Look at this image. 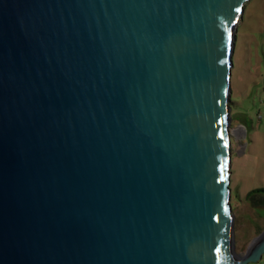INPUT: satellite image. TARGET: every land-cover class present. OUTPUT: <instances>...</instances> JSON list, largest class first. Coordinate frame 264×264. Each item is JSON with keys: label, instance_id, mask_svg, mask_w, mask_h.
<instances>
[{"label": "water", "instance_id": "95a60500", "mask_svg": "<svg viewBox=\"0 0 264 264\" xmlns=\"http://www.w3.org/2000/svg\"><path fill=\"white\" fill-rule=\"evenodd\" d=\"M247 1L0 0V264L262 258L230 246Z\"/></svg>", "mask_w": 264, "mask_h": 264}, {"label": "rangeland", "instance_id": "374dc122", "mask_svg": "<svg viewBox=\"0 0 264 264\" xmlns=\"http://www.w3.org/2000/svg\"><path fill=\"white\" fill-rule=\"evenodd\" d=\"M234 35L230 246L243 258L264 245V0L245 3Z\"/></svg>", "mask_w": 264, "mask_h": 264}, {"label": "bare ground", "instance_id": "6f19581e", "mask_svg": "<svg viewBox=\"0 0 264 264\" xmlns=\"http://www.w3.org/2000/svg\"><path fill=\"white\" fill-rule=\"evenodd\" d=\"M231 253H232L234 256H236V255L232 252V250H231Z\"/></svg>", "mask_w": 264, "mask_h": 264}, {"label": "trees", "instance_id": "16d2710c", "mask_svg": "<svg viewBox=\"0 0 264 264\" xmlns=\"http://www.w3.org/2000/svg\"><path fill=\"white\" fill-rule=\"evenodd\" d=\"M231 103H232V99L230 100V105H231Z\"/></svg>", "mask_w": 264, "mask_h": 264}, {"label": "snow or ice", "instance_id": "6c2138e0", "mask_svg": "<svg viewBox=\"0 0 264 264\" xmlns=\"http://www.w3.org/2000/svg\"><path fill=\"white\" fill-rule=\"evenodd\" d=\"M240 9H237V11H239Z\"/></svg>", "mask_w": 264, "mask_h": 264}]
</instances>
